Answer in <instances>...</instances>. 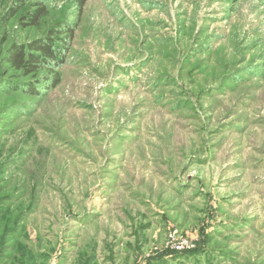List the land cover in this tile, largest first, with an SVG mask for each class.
I'll return each mask as SVG.
<instances>
[{
	"label": "rangeland",
	"instance_id": "obj_1",
	"mask_svg": "<svg viewBox=\"0 0 264 264\" xmlns=\"http://www.w3.org/2000/svg\"><path fill=\"white\" fill-rule=\"evenodd\" d=\"M0 264H264V0H0Z\"/></svg>",
	"mask_w": 264,
	"mask_h": 264
},
{
	"label": "trees",
	"instance_id": "obj_2",
	"mask_svg": "<svg viewBox=\"0 0 264 264\" xmlns=\"http://www.w3.org/2000/svg\"><path fill=\"white\" fill-rule=\"evenodd\" d=\"M75 5L80 12L83 11L89 0H74ZM46 15V8L39 7L38 11L34 14V17L30 20L35 25ZM59 29V28H58ZM67 32L70 37L73 36V30L70 26H65L64 29H60L58 32L51 31V36H60V32ZM49 38V39H50ZM60 38V37H59ZM63 44L55 45L53 42L37 40L27 47L12 49L9 53L8 60L10 66L18 71H23L28 75H37L41 70L47 69L52 75L50 88H55L59 84V72L58 69L63 65L65 61V51L67 49L65 44H68L67 39L63 40ZM37 91L34 94H38Z\"/></svg>",
	"mask_w": 264,
	"mask_h": 264
}]
</instances>
